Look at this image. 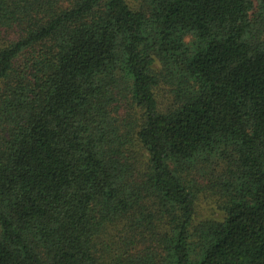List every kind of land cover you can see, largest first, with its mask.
<instances>
[{"label": "trees", "instance_id": "16d2710c", "mask_svg": "<svg viewBox=\"0 0 264 264\" xmlns=\"http://www.w3.org/2000/svg\"><path fill=\"white\" fill-rule=\"evenodd\" d=\"M0 264H264V0H0Z\"/></svg>", "mask_w": 264, "mask_h": 264}]
</instances>
